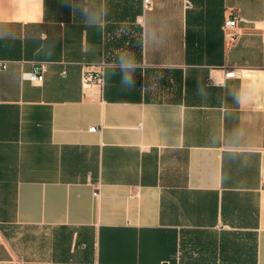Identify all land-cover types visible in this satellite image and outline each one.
Instances as JSON below:
<instances>
[{
  "label": "crops",
  "instance_id": "obj_1",
  "mask_svg": "<svg viewBox=\"0 0 264 264\" xmlns=\"http://www.w3.org/2000/svg\"><path fill=\"white\" fill-rule=\"evenodd\" d=\"M151 1L0 0V264H264V0Z\"/></svg>",
  "mask_w": 264,
  "mask_h": 264
},
{
  "label": "built area",
  "instance_id": "obj_2",
  "mask_svg": "<svg viewBox=\"0 0 264 264\" xmlns=\"http://www.w3.org/2000/svg\"><path fill=\"white\" fill-rule=\"evenodd\" d=\"M144 5L147 10L152 8V1L151 0H144ZM239 21H242V19L235 13L230 12L229 16L226 18L225 23L223 25V30L226 34V37L228 38V41L230 43H233L237 40L238 34L233 32L238 24ZM139 22L142 23V19H139ZM2 67H6V62H3ZM104 68L105 65H103L99 70H83L82 72V86L84 88L92 85V84H98V85H103L104 83ZM44 72H45V65H41L39 67H35L31 72H26L23 74V78L25 80H28L32 83H41L43 82L44 78ZM227 77H235L237 75L236 72L231 71L228 72ZM211 85H218L219 83L210 80ZM98 128L96 126L90 128V132L96 133L98 132ZM99 191H100V186L98 185L95 187L93 195L94 197L98 198L99 197Z\"/></svg>",
  "mask_w": 264,
  "mask_h": 264
},
{
  "label": "clouds",
  "instance_id": "obj_3",
  "mask_svg": "<svg viewBox=\"0 0 264 264\" xmlns=\"http://www.w3.org/2000/svg\"><path fill=\"white\" fill-rule=\"evenodd\" d=\"M136 64L134 58H129L127 55H121L118 58V68L121 74L120 83L123 88L130 89L136 81L133 78V72ZM237 135H243V131H238Z\"/></svg>",
  "mask_w": 264,
  "mask_h": 264
}]
</instances>
